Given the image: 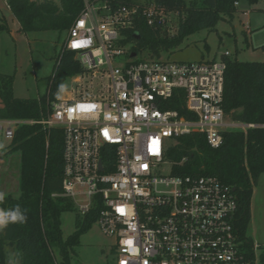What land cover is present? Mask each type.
<instances>
[{
	"label": "built area",
	"instance_id": "2783aa9c",
	"mask_svg": "<svg viewBox=\"0 0 264 264\" xmlns=\"http://www.w3.org/2000/svg\"><path fill=\"white\" fill-rule=\"evenodd\" d=\"M141 15L149 25L156 16L165 20L153 4L141 10L84 0L63 45L83 69L70 78L77 88L52 103L47 119L0 118V138L12 141L23 125L62 128L59 196L82 217L97 211L96 223L114 240L109 264H262L264 251L255 244L245 250L235 228L234 188L214 176L161 174L179 137L200 134L218 149L225 131L257 127L231 123L224 113V58L231 54L198 63L136 60L122 41ZM119 56L128 59L115 65ZM175 98L187 115L171 109Z\"/></svg>",
	"mask_w": 264,
	"mask_h": 264
},
{
	"label": "trees",
	"instance_id": "16d2710c",
	"mask_svg": "<svg viewBox=\"0 0 264 264\" xmlns=\"http://www.w3.org/2000/svg\"><path fill=\"white\" fill-rule=\"evenodd\" d=\"M240 0H154L140 5L135 0H111L115 5L140 7L154 5L161 17L152 25L145 16L135 20L124 32L122 44H131L132 53L148 51L150 58H160L163 51L178 47L190 35L215 29L220 21L232 19ZM253 2L254 0H249ZM8 8L22 32H67L84 9V0H8ZM177 15L178 28L170 36L167 16ZM5 26L0 25V30ZM227 63L223 109L229 122L253 124L246 130L229 129L223 143L211 148L200 134L182 136L167 152L175 176H214L235 189L238 210L235 228L244 248L251 252L254 242L247 231L251 222L254 186L264 174V62H244L224 58ZM83 72L74 52L62 46L54 72L49 78L46 94L39 98L15 97L13 77L0 74V118L11 120L47 119L52 103L62 85ZM183 104L171 100V109L187 115ZM64 138L62 128H45L41 124L23 125L15 132L11 151L20 153L21 194L5 195L4 209L19 205L26 210L27 222L10 224L0 230V264H71L80 238L97 221V211L82 217L77 213L76 231L64 237L61 217L74 211L72 200L61 197ZM264 264V253L261 257Z\"/></svg>",
	"mask_w": 264,
	"mask_h": 264
},
{
	"label": "rangeland",
	"instance_id": "374dc122",
	"mask_svg": "<svg viewBox=\"0 0 264 264\" xmlns=\"http://www.w3.org/2000/svg\"><path fill=\"white\" fill-rule=\"evenodd\" d=\"M154 0H135L137 4L145 5ZM151 6V5H149ZM238 12L232 19L220 21L215 29H203L189 37L169 51H163L160 59L173 63H198L212 59H219L228 51L232 58L244 62H264V0H240ZM167 32L175 35L178 28L177 15L167 16ZM0 74L13 77L14 95L20 99H33L44 96L47 91L49 78L52 76L57 58L62 46L68 38V31H31L22 32L19 24L11 14L5 0H0ZM127 50L130 49L128 45ZM150 54L144 51L136 60L149 59ZM128 58H115V65L125 63ZM105 69H98V78L94 80L96 89L100 77ZM92 72L83 82L88 83ZM72 88L77 85L73 79H68L60 88L57 98L69 97ZM79 91L83 90L81 87ZM174 144V141L168 140ZM0 192L5 195L18 197L21 194L20 181V153L11 151V141L0 138ZM171 163L161 171L162 175H170ZM79 202H85L79 199ZM77 211L66 212L62 215V230L64 237L76 231ZM247 235L255 245L264 251V174L257 184L251 203V222ZM114 240L107 237L95 223L92 228L82 235L80 245L75 248L71 264H109L114 262L112 245Z\"/></svg>",
	"mask_w": 264,
	"mask_h": 264
},
{
	"label": "clouds",
	"instance_id": "9594fccd",
	"mask_svg": "<svg viewBox=\"0 0 264 264\" xmlns=\"http://www.w3.org/2000/svg\"><path fill=\"white\" fill-rule=\"evenodd\" d=\"M5 147L0 144V148ZM5 201V193L0 192V204ZM27 222L26 210L22 209L19 205H16L11 209H4L0 207V230L6 229L10 224H24ZM9 264H13L12 261Z\"/></svg>",
	"mask_w": 264,
	"mask_h": 264
},
{
	"label": "water",
	"instance_id": "95a60500",
	"mask_svg": "<svg viewBox=\"0 0 264 264\" xmlns=\"http://www.w3.org/2000/svg\"><path fill=\"white\" fill-rule=\"evenodd\" d=\"M135 56H136V54H135V53H133V54H132V57H135Z\"/></svg>",
	"mask_w": 264,
	"mask_h": 264
}]
</instances>
